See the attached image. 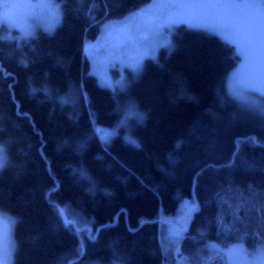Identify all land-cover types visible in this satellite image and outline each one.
Returning <instances> with one entry per match:
<instances>
[{
  "label": "trees",
  "instance_id": "obj_1",
  "mask_svg": "<svg viewBox=\"0 0 264 264\" xmlns=\"http://www.w3.org/2000/svg\"><path fill=\"white\" fill-rule=\"evenodd\" d=\"M53 1L63 18L51 31L0 32V144L9 161L0 211L18 221L12 264H177L164 246L166 218L185 200L197 206L176 245L188 264H229L233 244L264 243V116L254 108L264 95L228 92L234 47L177 25L170 48L110 90L89 73L84 44L151 0ZM130 104L142 118L121 127ZM98 127L116 133L104 143Z\"/></svg>",
  "mask_w": 264,
  "mask_h": 264
},
{
  "label": "rangeland",
  "instance_id": "obj_2",
  "mask_svg": "<svg viewBox=\"0 0 264 264\" xmlns=\"http://www.w3.org/2000/svg\"><path fill=\"white\" fill-rule=\"evenodd\" d=\"M40 2L56 5L53 0H0V15H7L17 25L13 29L17 32L15 35L17 39L21 35V28L29 29L34 33L35 30H48L56 25L55 17L48 9L28 7ZM169 3L189 5L236 3L248 6L183 8L164 6ZM141 10H144L143 14L128 21L126 27L118 24L110 32L105 31L106 24L123 21L130 13ZM130 13L121 19L100 25L95 40L84 44L83 51L90 64L89 73L96 78L100 86L117 90L126 85V71L134 74L143 60L154 58L160 48H170L172 29L177 25H184L191 29L215 34L234 47L240 59L226 80V88L232 96L245 99L250 93H264V82L260 79L257 67L256 49L252 48L251 56L247 60L242 52V48L248 45V36L242 22L250 17H264V5L260 3V0H151ZM4 31L8 32L7 37H11L7 26ZM123 126L126 127L125 124L121 125ZM98 128L113 130L114 134L116 133V128ZM196 208L192 200H185L181 203L177 216L166 218L173 225L167 224L165 231L168 237L164 246L172 245L178 257L177 264H188L185 258L184 261L179 258L176 245L182 235L181 229L188 226V217ZM227 254L229 264H264V243L257 244L253 249H249L244 243L233 244L229 247ZM212 257H218V255L212 253L206 258Z\"/></svg>",
  "mask_w": 264,
  "mask_h": 264
},
{
  "label": "snow or ice",
  "instance_id": "obj_3",
  "mask_svg": "<svg viewBox=\"0 0 264 264\" xmlns=\"http://www.w3.org/2000/svg\"><path fill=\"white\" fill-rule=\"evenodd\" d=\"M85 2H91V0H85ZM260 3L264 5V0H260ZM160 6V5H157ZM166 7L171 8H183V7H242L248 5H240L236 3H226V4H217V5H189V4H181V3H169L164 5ZM30 8H41V9H48L51 15L55 17V21L57 24L63 18V12L60 8L59 3L53 6L51 3L48 2H40L37 4L28 5ZM91 9H89V15H91ZM144 10L139 12H132L129 14L128 17H125L123 21L113 22L112 24H106L105 31L110 32L112 29L116 28L117 25L127 26V22L131 21L132 19L139 17L143 14ZM243 27L248 36V45L242 48V52L246 57V60L249 59L251 56L252 48L254 47L257 52V67L259 71V76L262 82H264V17L260 18H247L243 22ZM7 26L9 31L15 29L17 25L11 21V19L7 15H0V32H2ZM51 31V27L49 28ZM21 35L19 39H27L33 35L32 31L29 29L21 28L20 30ZM130 39H132L130 37ZM5 40V37L0 35V44H2ZM0 75H3L2 66H0ZM264 95V93H261ZM256 111L264 116V103L254 105ZM141 119L139 112L135 108L134 105H129L125 110L124 118L120 121L121 125L127 123L129 119ZM94 133L100 136L102 142L107 143L114 135L113 130H106L100 128H94ZM128 143L134 144L138 146L137 142L132 139L131 137L127 140ZM254 142V141H253ZM8 156L6 149L3 144H0V175H2L5 167L8 166ZM259 210L264 212V201H261L259 205ZM58 214L62 217L64 226L66 228L74 227L75 222L68 219L65 212L58 208ZM18 221L15 217L10 216L3 211H0V264H12L13 256L17 250V244L14 239V232L15 227ZM78 255H83L82 251H78ZM75 264V261H73Z\"/></svg>",
  "mask_w": 264,
  "mask_h": 264
}]
</instances>
